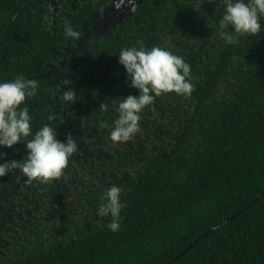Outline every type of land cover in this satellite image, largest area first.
I'll return each instance as SVG.
<instances>
[{"label": "flooded vegetation", "instance_id": "flooded-vegetation-1", "mask_svg": "<svg viewBox=\"0 0 264 264\" xmlns=\"http://www.w3.org/2000/svg\"><path fill=\"white\" fill-rule=\"evenodd\" d=\"M118 2L0 0V80L18 74L37 79L39 94L26 101L34 117L33 134L53 112L57 139L65 142L71 134L79 145L66 178L28 183L18 169L0 178V264L30 261L88 238L92 230H105L111 217L97 213L108 187L122 188L123 217L129 206L147 203V179L158 164L175 169L169 140L176 127L170 122L181 111L166 104L178 99L175 93L157 97L154 107L142 111L140 132L131 140L109 139L118 100L139 95L116 56L121 48L142 42L182 56L191 65L196 87L191 97L196 98L214 72L226 78L232 69L242 68L246 62L239 53L255 49L264 38L262 16L260 33L241 37L237 50L227 45L218 28L222 0H135L132 10L127 0L119 9ZM65 18L80 31L79 40L65 39ZM69 88L77 93L74 104L65 105L59 94H52ZM102 103L109 111H99ZM101 121L109 127H101ZM26 143L24 138L12 148L0 147V163L25 159Z\"/></svg>", "mask_w": 264, "mask_h": 264}, {"label": "trees", "instance_id": "trees-1", "mask_svg": "<svg viewBox=\"0 0 264 264\" xmlns=\"http://www.w3.org/2000/svg\"><path fill=\"white\" fill-rule=\"evenodd\" d=\"M239 55L242 68L214 72L196 98L166 101L181 111L175 169L157 165L147 203L129 206L118 232L92 230L19 264H264V38Z\"/></svg>", "mask_w": 264, "mask_h": 264}, {"label": "clouds", "instance_id": "clouds-1", "mask_svg": "<svg viewBox=\"0 0 264 264\" xmlns=\"http://www.w3.org/2000/svg\"><path fill=\"white\" fill-rule=\"evenodd\" d=\"M126 0H119V9ZM132 8L135 0H127ZM223 14L218 22L219 35L227 45H239L241 37L255 36L261 32V17L264 16V0H222ZM47 21V17L44 18ZM230 29V31H229ZM63 35L67 41L79 40L80 31L75 30L70 19L63 21ZM119 63L125 68L130 86L139 90L138 96L129 95L118 100L117 117L109 133L113 143L127 142L140 132L141 113L155 105L157 97L175 93L185 98L191 97L195 86L192 83V68L186 60L170 50L153 45L147 48L142 42L125 46L119 50ZM65 84H69L67 81ZM40 82L23 74L11 80H0V147L12 148L26 138L27 156L22 161L0 163V178L14 170H19L27 182L44 184L67 177L66 169L70 159L78 151V143L69 134L65 142L57 139L54 122L56 115L47 116L48 123L40 125L33 134V114L26 101L37 97ZM65 105L75 103L76 91L57 89ZM100 112L109 111L107 103H102ZM101 127H109L103 121ZM3 154H0L2 156ZM122 188L112 185L101 195L98 215L111 217L106 227L113 233L120 229L121 212L126 207L121 200Z\"/></svg>", "mask_w": 264, "mask_h": 264}, {"label": "water", "instance_id": "water-1", "mask_svg": "<svg viewBox=\"0 0 264 264\" xmlns=\"http://www.w3.org/2000/svg\"><path fill=\"white\" fill-rule=\"evenodd\" d=\"M251 206V205H250ZM250 206L249 207H247V209L248 208H250ZM235 218H232L230 221H233ZM228 222H226V223H224V224H227ZM220 226L221 225H219V226H217V227H215V228H213V229H211L208 233H206V235H204V236H207L210 232H214L215 230H217L218 228H220ZM200 241V239L197 241V242H199ZM192 247V245L189 247V248H191ZM189 248H187V249H185V251L184 252H182L180 255H178V257L176 258V260H178L179 258H181L188 250H189ZM172 264V263H171Z\"/></svg>", "mask_w": 264, "mask_h": 264}]
</instances>
